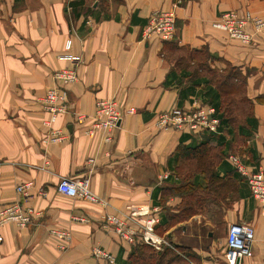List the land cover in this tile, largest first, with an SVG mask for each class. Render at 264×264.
<instances>
[{"label": "crops", "instance_id": "obj_1", "mask_svg": "<svg viewBox=\"0 0 264 264\" xmlns=\"http://www.w3.org/2000/svg\"><path fill=\"white\" fill-rule=\"evenodd\" d=\"M70 1L0 0V207L18 201L39 212L27 226L8 222L0 227V264H130L139 245L148 246L155 256L172 248L183 257L181 248L191 257L189 263L226 264L224 236L235 222L254 229L251 252L241 264H264V201L251 196L238 173L233 175L238 196L222 214L225 235L219 247L202 239V225L214 223L199 213L168 223V215L177 213L182 200L164 190L180 183L177 172H182L184 161H191L176 149L205 141L219 144L216 138L227 131L219 114V136L155 125L158 113L173 106L214 105L204 101L207 92L201 87L208 84L206 76L186 79L188 71L175 66L167 45L197 53L202 49L208 68L231 67L241 78L242 95L251 105L240 127L248 126L250 134L237 155L248 169H261L264 176V46L257 39L241 43L212 27L231 9H248L264 18V0H81L77 16ZM172 8L174 39H144L150 13ZM90 10L100 19L95 20ZM68 37V52L83 60L76 67L77 79L62 84L52 75L73 67L61 57ZM189 62L194 65L197 60L191 57ZM56 86L67 91L68 111L48 126L42 99ZM109 97H115L122 115L118 127L109 131L111 140L106 141L101 131L87 137L96 100ZM73 112L86 118L77 121ZM50 127L62 129L66 139L46 141ZM229 162L224 158L216 166L219 175L231 171ZM63 177H88L89 189L100 201L59 193L56 185ZM193 181L203 185V174H194ZM25 182L32 183L27 195L16 190ZM141 207L148 211L145 216L127 220L134 231L131 240L121 238L104 220L105 214L125 216L130 208ZM152 215L159 218L154 235L164 239L159 249L141 238L139 219ZM52 228L66 230L69 239L55 236ZM95 246L110 253L113 263L93 256Z\"/></svg>", "mask_w": 264, "mask_h": 264}, {"label": "built area", "instance_id": "obj_2", "mask_svg": "<svg viewBox=\"0 0 264 264\" xmlns=\"http://www.w3.org/2000/svg\"><path fill=\"white\" fill-rule=\"evenodd\" d=\"M90 23V19L87 20ZM212 27L224 32L229 38L236 39L241 43L250 44L256 39L264 46V18L251 13L248 9L226 10L212 22ZM176 34V14L174 9L155 10L150 13L148 23L143 30V38L146 40L157 38L161 41L174 39ZM71 38L65 41L66 53L61 57L70 60L73 67L57 70L53 73L55 81L68 84L77 79L76 67L82 62L80 55L70 54ZM43 103L48 113V126L55 122L56 118L68 111V95L65 88L56 86L47 90L43 97ZM118 102L115 97L100 98L95 102V110L92 123L86 129L87 137L92 138L97 131L104 132V139L111 140L110 132L118 127L122 115L118 112ZM77 121H83L86 116L72 113ZM220 119L217 108L214 105L193 103L190 108L173 106L158 113L155 125L160 129L185 130L188 132L217 133ZM66 139V133L60 128L50 127L46 141L61 142ZM229 161L234 170L245 178L249 186L251 196L259 202L264 201V176L261 169L250 170L243 163L239 155H230ZM164 174L162 178H166ZM31 182L21 183L16 190L24 195L28 194ZM56 190L59 193L79 197L91 202H99L100 198L89 189L88 177L61 178ZM43 194V191H40ZM132 209V210H131ZM128 215L105 214L104 220L111 225L115 233L121 238L131 240L134 231L130 229L127 220H133L134 216L146 215L144 207L139 209L130 208ZM264 213V210H263ZM39 212L32 207H23L18 201L5 204L0 207V227L8 222H13L20 227L27 226ZM83 220V218H79ZM142 223L141 238L144 243L159 249L164 239L154 235V226L158 223L157 216H147L139 219ZM50 232L60 239H69V233L64 229L52 228ZM0 231V241H1ZM254 240V229L247 223H230L225 235L224 261L226 264H241L242 259L250 254ZM63 245V244H62ZM169 245V244H168ZM93 256L113 263V256L98 246L92 249Z\"/></svg>", "mask_w": 264, "mask_h": 264}, {"label": "trees", "instance_id": "obj_3", "mask_svg": "<svg viewBox=\"0 0 264 264\" xmlns=\"http://www.w3.org/2000/svg\"><path fill=\"white\" fill-rule=\"evenodd\" d=\"M69 5L72 8L74 16H77L82 10L81 0H72L69 2ZM90 12L93 14L95 20L100 19L99 15L95 13L94 10H90ZM167 46L169 47L168 53H172L176 49H183L172 43H168ZM200 51L203 50L201 49L199 52ZM195 66L192 71L193 75H195L197 69L201 70L198 65ZM206 71L208 74L212 73L213 75L212 77L210 76V78L206 77L208 84L212 85V81L215 79L213 77L218 75V70L207 68ZM218 77L220 80L215 85L218 94V102L215 104V107L217 108L220 119H222V122L227 127V130L231 131L234 130L235 124L237 128L240 127L239 121L241 117H244L245 122L248 118L247 116H250L251 103L242 95L241 78L233 69ZM221 148V146L211 145L207 141L200 142L192 147L181 145L177 147L176 150L180 157L190 159L191 161H184L182 172H177L181 176L180 183L175 186L166 187L164 190L163 194H177L182 200L177 213L168 215V223L181 221L199 213L202 201H205L208 196L212 198V201H215V204L224 206L228 205L234 199L233 195L238 193L239 189V184L233 176L235 173L227 171L224 175H219L215 169L224 159ZM197 172L204 176L203 185L194 183L193 181V176ZM197 193L204 196H198ZM180 250L182 251L183 257L172 248H164L155 256L148 246L139 245L130 256L129 261L130 264H169L177 259H182L183 261L186 259L188 261L190 259L189 255L181 248Z\"/></svg>", "mask_w": 264, "mask_h": 264}, {"label": "rangeland", "instance_id": "obj_4", "mask_svg": "<svg viewBox=\"0 0 264 264\" xmlns=\"http://www.w3.org/2000/svg\"><path fill=\"white\" fill-rule=\"evenodd\" d=\"M191 57L196 58L197 60L196 64L194 65L190 64L189 60L191 59ZM170 58L178 69L185 68V70L188 71L185 74L186 79H191L196 76H206L208 78H210V76L211 77L213 76L212 73L208 74V72L206 71L208 68V65H207L208 59H207V54L204 51H200L197 53L188 48L176 49L175 51L170 53ZM195 65H198V67L201 68V70L197 69L195 75H193L192 71ZM214 70L217 71V69H214ZM230 70H232L231 67H223L222 71L218 70L217 71L218 75L213 77L215 79L212 81V85H208L204 83V85L201 87V90H206L207 92V95L205 96L204 101L211 102L214 105L217 104L218 94L215 89V85L220 80L218 76L224 75V73H227ZM242 124L243 126H245L244 117H241L239 121V126H241ZM234 127H235L234 130H231V131L223 130L224 133H222V135H220L222 131H219L217 135L218 136L220 135V136L216 138V143L220 142L217 145H219V147L220 146L222 147L221 148L222 154L224 158H227L228 162H229L230 155L239 154V151L242 149L241 147L243 146L244 141L247 139L248 135L250 134V129L248 128V126L246 129H243L241 127L237 128L235 124ZM231 171L237 174V172L234 170L232 166H231ZM197 195L204 196L199 193H197ZM236 196H238V193L233 195V197H236ZM201 205L202 206H200L199 214H201L202 217L207 218L214 223L212 226L202 225L201 227L202 239L204 240V242L205 240H209V241L213 240L214 241L213 243L214 244L217 243L219 247L220 243H222L223 236L225 235L223 233V229L221 225L222 216H223L222 214L225 211L226 206H229L230 203L225 206L221 204L217 205L215 204V201H212V198L208 196L205 201H202ZM209 232L211 233V235H208ZM214 244H213L214 248H217ZM185 253L188 254V252H185ZM169 264H190V263L186 259H184V261L182 259H177L175 261H172Z\"/></svg>", "mask_w": 264, "mask_h": 264}]
</instances>
